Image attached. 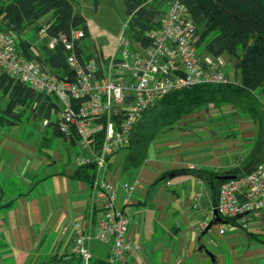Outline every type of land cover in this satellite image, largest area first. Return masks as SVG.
Segmentation results:
<instances>
[{"label":"crops","instance_id":"0c3cea01","mask_svg":"<svg viewBox=\"0 0 264 264\" xmlns=\"http://www.w3.org/2000/svg\"><path fill=\"white\" fill-rule=\"evenodd\" d=\"M7 99L0 89V111ZM60 115L61 108L51 120L0 123L2 264L79 256L73 252L76 222L91 233L94 258L107 259L112 250L113 236L99 227L93 182L76 176L79 167L95 164V150L60 133ZM263 159L264 121L224 102L114 153L105 171H95L116 185L118 202L131 217L129 236L140 249L125 264H264V213L246 228L232 221L225 233L210 215L225 176L251 172ZM125 182L138 183L130 198ZM204 221L209 225L202 228Z\"/></svg>","mask_w":264,"mask_h":264},{"label":"built area","instance_id":"2783aa9c","mask_svg":"<svg viewBox=\"0 0 264 264\" xmlns=\"http://www.w3.org/2000/svg\"><path fill=\"white\" fill-rule=\"evenodd\" d=\"M47 29L48 25H44L40 34L48 39V45L54 47L62 42L68 50L72 80L62 79L37 61L22 56L15 32L4 30H0V75L7 74L38 92L54 96L61 108L59 131L65 135L76 133L83 146L94 148L95 135L103 132L101 146L95 150L94 163L99 173L107 169L110 156L130 144L135 124L160 97L181 87L232 80L223 71L220 57L200 55L197 24L182 0H172L160 29L150 34L149 46L133 48L130 38L122 33L118 48L104 65L95 58L87 64L79 60L75 42L85 37L82 29L59 36H49ZM92 187L102 211L99 227L114 238L107 260L125 264L130 252L140 249L129 236L131 217L120 206L117 187L111 180L96 178ZM123 187L130 198L138 183L125 182ZM263 213L264 159L251 172L224 180L218 201L210 210L212 217L217 214L222 220L216 222L220 233L232 227V221L246 228ZM208 225L204 221L202 228ZM99 236L103 237V233ZM91 239L89 230L76 222L73 252L84 264L93 257Z\"/></svg>","mask_w":264,"mask_h":264},{"label":"trees","instance_id":"16d2710c","mask_svg":"<svg viewBox=\"0 0 264 264\" xmlns=\"http://www.w3.org/2000/svg\"><path fill=\"white\" fill-rule=\"evenodd\" d=\"M166 1L124 0L130 33L127 36H131L143 47L149 46L152 42L150 34L161 27ZM182 1L194 22L202 24V31L198 29V50L203 47L215 58L227 54L236 74L240 75V80L196 84L177 88L163 95L135 124L127 147L147 142L157 131L187 114L210 105H218V99L241 106L264 121V103L259 98L264 97V0ZM46 16H49L48 19L38 30L48 25L49 36L70 35L73 29L80 28L85 32V37L89 35L86 18L75 11L71 0H0V30L18 34L19 53L27 59L37 61L40 66L48 68L60 78L72 80L74 72L67 62L68 50L64 43L59 42L50 47L48 39L43 38L40 54L31 41L20 37L26 28ZM80 41L75 42V47L83 64L93 58L103 65L108 62L102 51L93 56L80 45ZM0 89L4 95H8L7 103L0 111V123L19 124L35 116L39 120H51L53 110H60L59 102L54 96L38 92L7 74L0 75ZM57 129L59 130L58 126ZM71 135L77 136L76 133ZM102 140L103 132L97 133L94 150L100 148ZM95 169V164L79 167L76 176L94 182L97 174ZM42 264H84V261L76 255H55ZM89 264L119 263L92 257Z\"/></svg>","mask_w":264,"mask_h":264},{"label":"rangeland","instance_id":"374dc122","mask_svg":"<svg viewBox=\"0 0 264 264\" xmlns=\"http://www.w3.org/2000/svg\"><path fill=\"white\" fill-rule=\"evenodd\" d=\"M74 4L75 11L82 14L86 18V22L89 28V35L84 39H81L80 45L85 48V50L96 56L99 54V51L104 52L106 55H111L114 53L116 48H118V42L122 33L126 35L130 34L127 28L128 17L126 15V7L124 0H71ZM172 0H167L164 5V14L166 13ZM163 14V16H164ZM49 16H46L40 19L36 24L26 28L20 35L24 40H32L35 49L38 53H42L41 48L44 44V39L40 34L39 26L43 25ZM197 27L202 31V24H197ZM82 29V28H80ZM17 38H19L18 34ZM130 36V35H129ZM131 38V36H130ZM133 44V48L138 49L139 44L135 42L132 38L130 39ZM202 46L203 43H201ZM199 53L203 57H207L210 54L206 51L205 48H200ZM222 68L223 71L229 75L232 80H240V78L235 77L234 67L230 61V58L227 54L222 56ZM261 102L264 103V97H259ZM223 102L218 99L217 104H222ZM33 115V114H32ZM150 113L147 118L149 117ZM30 119H38L31 117ZM145 119V117H144ZM142 123V122H141ZM140 123V124H141ZM30 128L27 127L26 131L28 132ZM37 130V128H36ZM145 140V138L143 139ZM5 250L3 244L0 243V251Z\"/></svg>","mask_w":264,"mask_h":264},{"label":"water","instance_id":"95a60500","mask_svg":"<svg viewBox=\"0 0 264 264\" xmlns=\"http://www.w3.org/2000/svg\"><path fill=\"white\" fill-rule=\"evenodd\" d=\"M233 177H235V176H225V180H226V179L233 178ZM215 219H216L217 221H222V220L220 219V217H219L217 214L215 215Z\"/></svg>","mask_w":264,"mask_h":264}]
</instances>
